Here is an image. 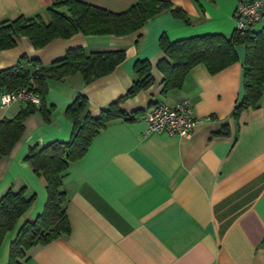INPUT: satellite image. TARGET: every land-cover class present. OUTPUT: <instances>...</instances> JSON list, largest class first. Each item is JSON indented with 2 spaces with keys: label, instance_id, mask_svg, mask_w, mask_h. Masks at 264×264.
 I'll use <instances>...</instances> for the list:
<instances>
[{
  "label": "crops",
  "instance_id": "obj_1",
  "mask_svg": "<svg viewBox=\"0 0 264 264\" xmlns=\"http://www.w3.org/2000/svg\"><path fill=\"white\" fill-rule=\"evenodd\" d=\"M53 1L0 0V21L21 12L40 13L48 22ZM85 1L121 11L135 0ZM171 1L187 12L189 23L164 9L124 35L76 32L41 47L21 35L15 46L0 49V68L15 64L23 54L49 65L75 46L87 52L126 51L113 71L89 83L79 71L49 80V119L39 110L30 114L22 138L0 159V195L23 185L28 195L36 194L5 234L0 264L8 263L10 243L20 226L40 214L47 200L45 178L24 159L29 147L69 139L72 120L65 111L78 92L88 96V109L95 115L126 93L137 79V59L151 62L154 81L121 107L143 111L133 120L109 121L87 153L69 165L64 187L70 232L30 247L25 264H264V90L256 108L242 111L239 118L232 114L243 96L245 45L235 46L239 59L233 64L217 73L196 64L181 87L165 93L158 67L166 56L159 45L162 33L171 40L208 32L230 34L241 0ZM262 1L258 22L264 25ZM183 98L192 101L194 114L203 119L191 136L145 133L144 115L152 106H173ZM25 104L3 106L0 99V120ZM225 127L228 134L219 133Z\"/></svg>",
  "mask_w": 264,
  "mask_h": 264
},
{
  "label": "trees",
  "instance_id": "obj_2",
  "mask_svg": "<svg viewBox=\"0 0 264 264\" xmlns=\"http://www.w3.org/2000/svg\"><path fill=\"white\" fill-rule=\"evenodd\" d=\"M66 7V10H62ZM164 9L189 23L187 12L171 0H135L128 8L114 11L85 0H54L48 8L50 19L46 22L40 13L25 15L17 12L13 17L0 21V49L16 45L17 38L26 35L35 47H41L56 37H69L76 32L84 34L124 35L141 28L151 17ZM254 24L245 29L235 28L230 34L208 32L171 40L164 32L159 45L166 54L158 61L164 74L163 92L183 85L186 76L196 64L203 63L210 73H217L239 59L235 46L246 47L243 74V96L233 109L239 118L242 111L256 108L264 90V25L255 29ZM126 57L124 49L94 50L87 52L82 46L67 49L64 56L44 65L38 58L26 54L15 64L0 68V93L28 86L41 93L39 105L27 102L14 116L0 120V159L9 154L25 131V120L39 110L49 119L50 109L45 103L49 80H58L77 71L85 83L105 75ZM152 65L148 59H137L134 71L137 79L127 92L109 102L98 114L88 109L89 99L78 92L66 108L72 120V130L67 140H52L44 145L33 144L24 159L46 181L47 200L43 211L33 220H26L10 243L7 264H25L27 250L37 244H47L61 235L69 234L70 223L66 204L68 193L64 177L69 165L82 158L94 138L107 123L123 117L133 120L143 110L127 112L121 107L125 99L153 83ZM219 133L228 134L225 127ZM36 194H27L25 185L8 188L0 195V246L5 234L12 230L19 218L30 208Z\"/></svg>",
  "mask_w": 264,
  "mask_h": 264
},
{
  "label": "built area",
  "instance_id": "obj_3",
  "mask_svg": "<svg viewBox=\"0 0 264 264\" xmlns=\"http://www.w3.org/2000/svg\"><path fill=\"white\" fill-rule=\"evenodd\" d=\"M262 0H241L234 10L236 27L245 29L262 19ZM1 104L8 106L13 102H33L39 105L41 93L24 85L15 90L0 93ZM147 122L145 133L165 131L169 134L191 136L196 126L203 120L194 114L193 103L189 98L179 100L175 105L157 103L144 115Z\"/></svg>",
  "mask_w": 264,
  "mask_h": 264
},
{
  "label": "rangeland",
  "instance_id": "obj_4",
  "mask_svg": "<svg viewBox=\"0 0 264 264\" xmlns=\"http://www.w3.org/2000/svg\"><path fill=\"white\" fill-rule=\"evenodd\" d=\"M253 26H255V29H259V28H261L263 26V23L260 21V23L257 22Z\"/></svg>",
  "mask_w": 264,
  "mask_h": 264
}]
</instances>
